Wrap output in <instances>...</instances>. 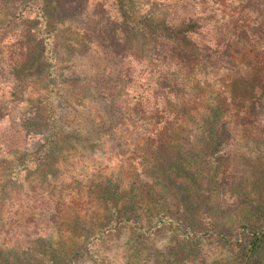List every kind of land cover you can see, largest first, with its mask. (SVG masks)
<instances>
[{
	"label": "trees",
	"instance_id": "16d2710c",
	"mask_svg": "<svg viewBox=\"0 0 264 264\" xmlns=\"http://www.w3.org/2000/svg\"><path fill=\"white\" fill-rule=\"evenodd\" d=\"M89 1L105 45L120 59L119 81L108 92L130 94L125 138L138 156L123 159L115 173L92 170L86 180L57 186L55 154L71 144L55 123L51 96L59 88L76 97L92 80L81 89V80L43 82L51 74L43 72L53 74L56 54L79 45V33L61 25L67 9L60 0H26L0 19V62L27 104L17 124L0 111V264H110L101 249L124 234L128 264H138L166 228L182 230L169 244L172 264L195 263L192 246L201 235L234 254L213 264H264V0H233L228 9L173 0L161 19L140 15L137 0ZM195 36L216 50L202 49ZM238 50L254 58H228ZM186 71L199 74L201 85L183 81ZM42 132L45 140L30 152V136ZM232 144L233 158L223 159L221 149ZM41 188L46 207L36 198ZM22 210L25 232L12 219ZM33 212L46 222L31 232Z\"/></svg>",
	"mask_w": 264,
	"mask_h": 264
},
{
	"label": "rangeland",
	"instance_id": "374dc122",
	"mask_svg": "<svg viewBox=\"0 0 264 264\" xmlns=\"http://www.w3.org/2000/svg\"><path fill=\"white\" fill-rule=\"evenodd\" d=\"M24 1L26 0H0V19L9 20ZM172 1L137 0L135 7L142 16L162 15L160 16L161 19L169 12ZM60 2L67 9V14L62 18L61 25L68 29V32L79 33L80 42L79 45L73 44L70 50L69 48L61 49L56 54L58 68L54 69L53 74L45 70L44 74H51L47 76L46 81L42 80L47 82L52 79L55 83L66 81L67 84L68 82L81 80L79 87L84 89L86 79H91L92 88L87 92L82 91L76 97L70 96L69 93L71 92L69 91L59 92L58 88L51 96L55 123L62 131L63 137H68L71 144V148L59 147L55 154V158L59 161L58 167H60L56 177L53 178L57 186L63 181L69 182L72 179L86 180L96 170L108 168V173H115L118 166L124 164L123 159L138 156L133 148L134 143H129V138H127L129 141L125 138L128 134L126 125L130 114L128 111L131 105L130 94L118 92L117 90L108 92L109 89H114L119 81V57L115 56L105 45V36L99 32V27L95 24L97 18L90 12L92 11V5L89 0H60ZM211 2L214 3L215 8L220 3L228 9L227 5L229 6L233 0H211ZM59 18L61 17L59 16ZM247 20L251 21L250 15H248ZM84 31L89 34V38L84 39ZM195 38H199L198 43L202 49L208 48L212 52L213 49L216 50L217 44L210 41V39H200L197 36ZM164 43L167 44L169 41L159 42V45ZM238 51V54L232 51L228 58L231 57L241 61H249L254 58L250 53ZM200 53L202 54V52ZM54 73H57L58 79L56 81ZM181 79L189 81L188 85L190 86L201 85V76L197 73L188 75L186 71ZM13 83V73L8 71V67L4 62H0V111L3 117L10 119L11 123L17 124L25 118L27 104L23 100L21 90L11 89ZM170 102L177 107L174 95L170 97ZM232 133L242 134L239 129ZM46 135L44 132L32 134L28 141V150L33 152L45 140ZM232 149H235L233 144L222 148L220 156L223 159L233 158L234 150ZM2 159L4 158H0V160ZM222 160L221 163L225 166H221L220 170L223 171L227 163ZM225 174L228 173L225 172ZM44 193L43 188L38 189L36 198L41 199L42 206L46 207L48 203L44 201L47 199ZM19 213H13L12 219L18 221L17 223L20 225L22 222V227L17 228L14 222H11L10 225L11 227L15 226L14 228L19 231L25 232L27 229H24L23 226L25 225L24 218L27 216L23 210L22 215H19ZM32 214H34L33 220L27 219V227H30L31 232L33 230L38 231L39 229H36L38 224L43 225L46 222V216L43 213L33 212ZM227 223L233 227L234 231L239 229L237 222L230 220ZM181 232V229L168 228L161 231L156 240L152 256L146 262L140 261L138 264H172L167 256L171 246L169 244ZM128 238L124 234L119 240L108 243L101 249L102 255L110 264H128L130 262L131 246ZM192 248L193 252L198 253L197 260L193 264H213L222 259L234 257V254L227 247L220 244L217 237L206 238L201 235V238L194 242ZM77 264H90V261L86 259Z\"/></svg>",
	"mask_w": 264,
	"mask_h": 264
}]
</instances>
